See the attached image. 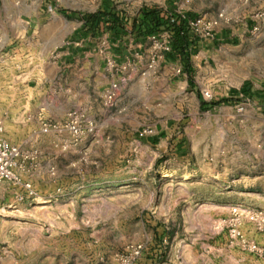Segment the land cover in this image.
<instances>
[{"label":"rangeland","instance_id":"obj_1","mask_svg":"<svg viewBox=\"0 0 264 264\" xmlns=\"http://www.w3.org/2000/svg\"><path fill=\"white\" fill-rule=\"evenodd\" d=\"M51 1L52 8H49L48 13L39 16L37 12L40 11L41 5L49 6V2L0 0V57H17L15 49L20 39V25L61 26V30L67 34L71 27L80 24L77 13H87L89 9L83 0ZM109 2L123 10L129 17L134 16L142 5L165 6V0H109ZM172 2L179 12H193L200 18L214 19L221 14L223 20L216 32L227 31V40L217 45L210 39L199 41L212 49L205 48L208 51H202L193 57L192 62L196 70L193 91L187 87L181 89L171 85L173 80L181 82L185 77L176 72L178 67L164 62V57L156 60L155 70H145L152 75L169 74L170 89L166 93H159L165 103L160 112L139 113L134 131H131L132 138L144 139L139 138L136 133L144 126L167 122V126L173 128V135L169 141H175L179 148L182 147L185 158L173 160H168L164 156L157 158L149 163V171L143 176L128 172L132 156L121 157L119 167L122 171L120 177L115 180L118 179L122 185L120 188L122 202L115 205V208L106 210L103 220L97 222L96 218L91 216L95 211L94 203L100 200L89 198L86 201L83 196L82 203L81 199L78 202L77 222L82 225L80 211L88 207L89 225L85 231L83 230V233L88 235V242L86 240L81 242L79 237H75V233L82 231L76 228L67 250L56 249L53 242L44 238L38 240L36 234L42 230L39 229L38 233L32 232L34 231L32 223L20 221V217L0 216V264H115V254L127 244L140 242L146 236H150L153 242H158L161 237L168 238L167 245L157 257L151 254V250L148 252L146 260L150 259L151 264H264L263 259L242 252L231 244L229 234L221 222L229 216V210L233 206L264 211L262 97L238 96L231 99L229 93L230 89H239L245 80L251 82L253 91L264 93V16L257 17L264 13V0ZM39 49V54H44V57L39 58L42 67L48 58L45 54L46 44L39 42ZM158 52V48H154L150 59L154 55L157 56ZM7 68H10L8 73L14 77L12 65H8ZM19 80L13 78L11 85L4 75H0V123L4 131L12 137L13 141H10L16 144L18 143L14 139L21 130L18 114L20 115L22 108L30 110V104L25 97H31L15 91L17 86L15 83ZM10 86L12 89H6ZM202 91L209 92L211 98L204 99ZM198 96L206 103L226 98L229 101L214 109L201 111ZM54 135L61 138V146L69 142L65 133ZM21 147L23 148L22 145ZM30 149L37 150L39 155L43 153V149L36 146L27 148ZM84 149L87 150V147L83 143L78 147L70 146L66 151L61 150L78 153L80 158ZM187 173L189 175H186ZM178 178L181 181L187 179L190 186H193L194 200L172 204V209L169 210L164 208L162 202L170 195L176 197L177 188L174 186L178 183L176 182ZM139 186L144 188L142 195L148 201L144 209L134 203L123 201ZM16 192L18 201H9L6 198L0 201V209H20V201L35 200V198L20 200V191L17 189ZM104 197L102 196L103 199ZM114 216L119 219L115 230L111 224ZM22 227L26 232L24 236L26 247L20 250ZM244 230L251 239L264 246V231L257 233L248 224L244 226ZM98 241L100 246L97 245ZM29 242H35L38 247L32 250L27 245L31 246Z\"/></svg>","mask_w":264,"mask_h":264},{"label":"crops","instance_id":"obj_2","mask_svg":"<svg viewBox=\"0 0 264 264\" xmlns=\"http://www.w3.org/2000/svg\"><path fill=\"white\" fill-rule=\"evenodd\" d=\"M45 1L49 2V6L41 5L40 11L37 12L39 16L45 12L48 13L49 8H52V1ZM83 1L89 7L87 13H94L104 3L114 5L109 0ZM166 1L173 0H165V4ZM158 7L166 8V6ZM175 9L179 12L177 8ZM80 25L81 22L71 27L67 34L61 30V26L37 24L25 27L20 25V39L15 49L17 57H0V75H4L10 82L13 78L17 81L20 79L15 83L17 85L15 91L23 92L27 96L31 95V97H25L30 104V110L22 108L20 115L18 114L21 130L14 141L26 149L32 146L43 149V153H40L38 158L37 170L32 178L37 197L32 202L20 201V209L1 208L0 216L3 218L20 217V221L32 223L34 229L32 232L38 233L39 229L42 230L36 234L38 240L44 238L46 241L53 242L55 248L59 250H67L76 228L82 231L75 233V237H79L81 242L83 240L88 242V235L83 233L89 225L88 207L80 211L82 225L77 222L78 202L81 199L80 203H82L83 196L86 201L89 198L100 200L94 203L95 211L91 216L96 218L97 222L103 220L106 210L115 208V205L122 202L120 200L122 185L119 184L118 179L115 180L120 177L122 171L119 167L121 157L132 156L133 160L128 166V172L143 176L149 171V163L157 158L162 156L168 160L185 158L182 147L179 148L175 141H169L173 135V128L167 126V122L149 125L154 130V136L158 138L156 144L150 143L148 137L141 140L132 138L139 113L160 112L165 107V103L159 93H166L170 89L169 74L152 75L145 72L151 60L155 42L149 37L144 43H139L134 41V37L130 35L113 41L107 33L95 36H76L71 39L72 32ZM5 31L8 32V30ZM226 33L227 31L217 32L215 41L217 43L225 41ZM39 42L46 44L45 54L48 57L42 67L39 58L44 57V54H39ZM203 44L198 43L197 54L208 51L205 48L210 46ZM108 58H112L120 66H126L127 71H109L106 67ZM8 65H12L14 77L9 74ZM172 65L179 67L178 63ZM121 78H125L126 81L120 85L114 107L108 109L104 106V94L111 82ZM177 83L182 85L178 86ZM171 85L181 89L188 87L186 79L181 82L173 80ZM6 89L12 88L10 86ZM71 109L86 110L96 121L95 136L84 142L87 147L85 160L78 158V153L62 151L61 138L58 136L44 135L39 131L41 116L60 121ZM26 116L29 120H26ZM0 137H7L5 140L9 142L13 141L5 131ZM186 175L180 176L185 177ZM176 182H178L174 186L177 188L176 197L170 195L162 202L164 208L169 210L172 209V204L194 200V188L190 186L187 179L181 181L178 178ZM1 187L7 188L2 189ZM142 189H144L142 186L136 187L131 191L129 198L123 201L129 204L134 203L137 207L144 209L148 201L142 195ZM16 191L17 188L6 184L0 185V201L7 198L9 201L17 202ZM102 196H106L105 199ZM109 199L113 200L109 201ZM118 220L115 216L113 217L111 221L114 225L113 230L119 224ZM20 232V250H22L26 247L24 227ZM29 243L31 246L27 245L32 250L38 247L35 242ZM97 245L100 246V241Z\"/></svg>","mask_w":264,"mask_h":264},{"label":"built area","instance_id":"obj_3","mask_svg":"<svg viewBox=\"0 0 264 264\" xmlns=\"http://www.w3.org/2000/svg\"><path fill=\"white\" fill-rule=\"evenodd\" d=\"M264 13L257 17H263ZM223 16L220 14L214 19H205L197 17L189 22L192 33L200 40H214L216 38V29L219 26ZM155 42V48H158V55L153 56L147 65L146 70H155L156 60L163 58V54L169 51V34L161 33L157 38L151 37ZM106 67L111 72H124L126 66H120L112 58L106 59ZM180 73V67L176 70ZM126 79L121 78L111 82L104 94V106L108 109L114 107L119 94L120 85L125 83ZM204 99H210L211 95L207 91H202ZM29 120V117H26ZM39 131L41 134H62L68 135L69 142L63 144L61 149L66 151L70 146L78 147L88 138H93L97 132L95 119L83 109H71L66 112L63 120L55 121L40 117ZM4 133L3 126L0 123V135ZM139 138L154 136V130L151 126H144L137 132ZM87 156L86 149L81 154V160ZM39 153L35 149H23L21 145L13 144L0 138V185L6 184L20 191V200L34 199L37 193L32 178L38 167ZM222 227L226 228L230 243L238 247L242 252H246L264 260V246L251 239L245 233L246 224L252 226L255 232L264 231V211L246 210L239 206H233L229 210V216L221 220ZM167 237H161L158 242L150 236H146L140 242H131L114 256L115 264H151V260H146L148 252L157 257L167 245ZM144 261V262H143ZM143 262V263H142Z\"/></svg>","mask_w":264,"mask_h":264},{"label":"trees","instance_id":"obj_4","mask_svg":"<svg viewBox=\"0 0 264 264\" xmlns=\"http://www.w3.org/2000/svg\"><path fill=\"white\" fill-rule=\"evenodd\" d=\"M165 6L166 8L143 5L136 15L129 17L123 10L117 9L115 5L104 3L94 13H77L81 25L72 32L71 39L76 36H95L100 33H107L113 41L130 35L134 37V41L144 43L149 37L157 38L161 33L167 32L170 49L163 54L164 60L168 63L179 64L180 74L185 77L188 85L187 89L193 91L195 89L196 70L191 59L198 52L199 39L192 33L189 22L198 16L189 11L177 12L172 1H166ZM213 43L214 45L218 44L215 39ZM229 93L231 99L238 96L243 98L262 97V114L264 115V93L253 91L250 81L245 80L239 89H230ZM199 100L201 111L214 109L229 101L226 98L206 103L201 100V97ZM148 141L156 144L158 138L155 136L148 137Z\"/></svg>","mask_w":264,"mask_h":264}]
</instances>
